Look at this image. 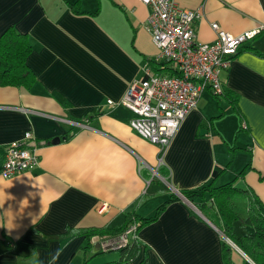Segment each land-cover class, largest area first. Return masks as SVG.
Returning a JSON list of instances; mask_svg holds the SVG:
<instances>
[{"label": "crops", "instance_id": "crops-1", "mask_svg": "<svg viewBox=\"0 0 264 264\" xmlns=\"http://www.w3.org/2000/svg\"><path fill=\"white\" fill-rule=\"evenodd\" d=\"M174 1L198 13L197 43L215 40L212 24L260 33L221 72L222 93L203 91L162 150L120 105L159 54L140 0H0V34L26 35L33 76L29 87L0 86V166L29 132L39 160L0 176V264L112 263L119 252L100 243L135 222L130 264H225L224 244L229 264H255L195 205L201 186L230 185L244 190L240 215L264 219V0ZM183 192H195L194 207Z\"/></svg>", "mask_w": 264, "mask_h": 264}, {"label": "built area", "instance_id": "built-area-1", "mask_svg": "<svg viewBox=\"0 0 264 264\" xmlns=\"http://www.w3.org/2000/svg\"><path fill=\"white\" fill-rule=\"evenodd\" d=\"M140 1L148 10L145 29L159 51L156 60L171 65L177 75H158L149 66L145 67L144 78L130 84L120 105L133 114L129 127L140 138L166 150L183 121L196 108L202 92L222 93L221 72L230 68L233 57L260 30L232 35L212 24L215 40L201 44L195 41L194 32L198 13L179 8L174 0ZM32 139L29 132L5 147L0 176L9 179L38 165L34 149L28 147ZM149 182L147 180L146 184ZM136 228L135 224L127 226L100 243L102 250L126 248L130 240L136 238Z\"/></svg>", "mask_w": 264, "mask_h": 264}, {"label": "trees", "instance_id": "trees-1", "mask_svg": "<svg viewBox=\"0 0 264 264\" xmlns=\"http://www.w3.org/2000/svg\"><path fill=\"white\" fill-rule=\"evenodd\" d=\"M30 51L31 48L26 35L17 32L13 27L6 28L0 34V86L29 87L31 85L33 76L26 63ZM154 65H158V67ZM148 66L153 73L166 68L167 77L177 75L174 68L166 62L156 60L153 63H149ZM197 190L201 192L198 194V197L202 199L201 202L196 203L197 209L218 225L222 234L230 239L255 264H264V219L251 211L242 217L235 208L237 203L243 202L246 199V196H242L244 195V190L230 185L210 188L209 184L201 186ZM191 193L195 192H183L182 195L189 202H193V194ZM207 195L209 198L206 197ZM241 199L242 201H240ZM217 214L219 215L218 223L215 222L216 220L213 217ZM153 219L144 221L147 222ZM237 222L242 224L241 229L243 231L240 233L235 232V223ZM135 225L137 226L136 231H138L139 224L137 225L135 222ZM124 229L117 232L116 235ZM132 243L133 245L131 246ZM135 243L136 240H132L126 248L119 249L120 251L117 250L119 252L117 261L107 264H130L135 254H137L134 247ZM229 250L230 247L224 244L222 252L225 264H229L226 255Z\"/></svg>", "mask_w": 264, "mask_h": 264}, {"label": "water", "instance_id": "water-1", "mask_svg": "<svg viewBox=\"0 0 264 264\" xmlns=\"http://www.w3.org/2000/svg\"><path fill=\"white\" fill-rule=\"evenodd\" d=\"M203 133H204V134L206 133L205 130H204L203 132H201L200 135H203ZM59 141H60V139H59V138H56V139H54V140L52 141V143H53V144H57V143H59ZM28 147H30V148H34V147H35V143H29V144H28ZM179 196L181 197V199H182L183 201H185V202H187L188 204H190L191 206H193V204H192L191 202H189L186 198H184L181 194H179ZM193 207H194V206H193Z\"/></svg>", "mask_w": 264, "mask_h": 264}, {"label": "rangeland", "instance_id": "rangeland-1", "mask_svg": "<svg viewBox=\"0 0 264 264\" xmlns=\"http://www.w3.org/2000/svg\"><path fill=\"white\" fill-rule=\"evenodd\" d=\"M241 209H243L242 207H240Z\"/></svg>", "mask_w": 264, "mask_h": 264}]
</instances>
